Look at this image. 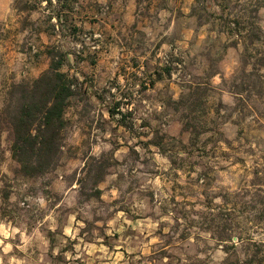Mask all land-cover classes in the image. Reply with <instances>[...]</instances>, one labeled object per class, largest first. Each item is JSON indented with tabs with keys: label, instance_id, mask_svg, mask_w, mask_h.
I'll use <instances>...</instances> for the list:
<instances>
[{
	"label": "rangeland",
	"instance_id": "rangeland-1",
	"mask_svg": "<svg viewBox=\"0 0 264 264\" xmlns=\"http://www.w3.org/2000/svg\"><path fill=\"white\" fill-rule=\"evenodd\" d=\"M71 1L0 0V264L22 225L53 259L18 264H264V0H117L91 20ZM229 23L260 37L247 61ZM52 49L81 89L58 165L27 176L9 91Z\"/></svg>",
	"mask_w": 264,
	"mask_h": 264
},
{
	"label": "trees",
	"instance_id": "trees-1",
	"mask_svg": "<svg viewBox=\"0 0 264 264\" xmlns=\"http://www.w3.org/2000/svg\"><path fill=\"white\" fill-rule=\"evenodd\" d=\"M236 24L239 25V21ZM229 26L232 30L226 27V32L230 36H236H233L235 44H244L243 57L247 61V56L251 55V47L260 37L249 31H236L230 23ZM49 54L51 61L46 71L33 80L14 83L9 91L6 115L13 131L12 156L20 163L22 173L27 176L44 174L58 165L65 146L68 124L66 112L70 100L81 89L79 78L63 70L65 54L55 49L50 50ZM236 96L242 100L241 92H236ZM109 113L114 117L116 111L111 109ZM120 114L122 116L118 122L125 125V114L121 111ZM260 245L264 246V242ZM257 253L259 261L264 262V248ZM228 261L226 259L225 263Z\"/></svg>",
	"mask_w": 264,
	"mask_h": 264
},
{
	"label": "crops",
	"instance_id": "crops-1",
	"mask_svg": "<svg viewBox=\"0 0 264 264\" xmlns=\"http://www.w3.org/2000/svg\"><path fill=\"white\" fill-rule=\"evenodd\" d=\"M106 2H109L110 5L112 3V7H113V11H111V13L109 14V16H115V15H118L119 13L117 12V8H114L115 6L119 5V2H117V0H78V3H81V9H80V14L82 15V17L84 18H87V19H93L94 16L98 13V9L100 8L101 4L103 3H106ZM65 7H68L69 9H74V5L72 3L71 0H65ZM118 13V14H117ZM116 20V18H114L113 22ZM87 22V21H85ZM72 227H73V224H69L68 227L66 228V230L64 231V234H66L67 236H69L71 234V230H72ZM1 228V227H0ZM15 233H12V235H16L17 238H19V243L16 244V248H18L16 250V254H14L16 257V262L17 264L19 262H26V261H29L31 259H33L34 255H41V256H49V248H48V241H47V237L45 236H42V247H40V252L38 249H34V248H31V251L30 253H28V250L27 249H24L22 246H25V244H28L29 240H31V234L32 232L28 231L27 227H25L24 225H22L21 227H17L15 226V229H14ZM70 230V231H69ZM1 231V229H0ZM69 232V233H68ZM31 233V234H30ZM11 235V233H10ZM8 236H5V238L3 239H0V246H2L4 243L6 244L7 242V239H8ZM13 237V236H12ZM6 252V256H7V251ZM5 256V257H6ZM50 257L53 259V255L51 253ZM24 264V263H23Z\"/></svg>",
	"mask_w": 264,
	"mask_h": 264
}]
</instances>
